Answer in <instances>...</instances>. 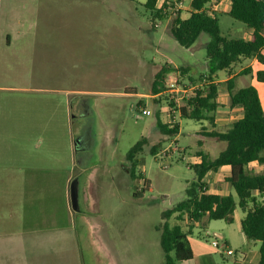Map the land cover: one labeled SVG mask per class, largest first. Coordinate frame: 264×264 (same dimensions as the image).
<instances>
[{"label": "rangeland", "instance_id": "obj_1", "mask_svg": "<svg viewBox=\"0 0 264 264\" xmlns=\"http://www.w3.org/2000/svg\"><path fill=\"white\" fill-rule=\"evenodd\" d=\"M190 1L180 0L182 18L189 15ZM144 2L17 0L13 7L24 22H9V30L14 38L17 32L24 31L26 44L21 47V40H14L9 49L2 47L0 51V69L8 73L1 82L22 88L0 91V131L21 135L12 141L36 144L41 151L56 147L58 153L64 154L71 136L91 126L100 134L101 125L115 137L118 134L123 166L128 150L145 139L141 152L133 159L134 165H129L132 176L122 173L117 213L100 230L103 243L115 244L111 252L113 264H164L159 229L166 221L168 225L176 221L174 215L164 221L162 212L184 199L186 190L195 182L192 166L198 163L196 153L203 151L214 159L225 148L224 142L203 134L210 130L224 132L241 115L239 108L230 107L224 83H218L215 127L208 121L179 119L176 112L178 132L161 133L158 122L169 121V100L181 104L191 92L190 87L203 83L200 77L207 73L208 37L201 34L191 47H181L170 34L174 16L151 21ZM209 7L218 19L222 36L249 38L250 29L224 14L229 8L228 0L210 3ZM11 20L15 21V15ZM163 66L177 71L168 75L162 95H151L150 85ZM244 66H250L252 73L237 77L236 88L255 87L264 108V82H257L254 75L264 71V65L242 59L235 70ZM216 75L221 81L226 78L225 71ZM81 102L88 107L89 115L79 121L75 115L81 112ZM141 108H146L148 115H140ZM249 170L264 173V164H253ZM224 174L210 173L205 178L207 190L235 195L224 181ZM136 192L140 193L138 197H134ZM234 212L231 224L207 217L199 223L187 219L181 222L184 230L190 227L187 244L194 257L176 264H226L236 255H226L224 240L232 249L245 252L239 225L243 213L237 207ZM88 237L82 234L81 243L86 241L96 250V243ZM215 242L217 248L213 247Z\"/></svg>", "mask_w": 264, "mask_h": 264}, {"label": "crops", "instance_id": "obj_2", "mask_svg": "<svg viewBox=\"0 0 264 264\" xmlns=\"http://www.w3.org/2000/svg\"><path fill=\"white\" fill-rule=\"evenodd\" d=\"M15 1L0 0V51L2 47L9 49L14 40H21V47L26 44L24 31L17 32L14 38L9 30V22H24L13 7ZM13 15L15 21L11 20ZM235 67L233 75L237 78L242 69L250 66L239 70ZM6 75L8 73L0 69V91L22 89L2 83ZM228 78L227 73L222 81L216 75L214 82L225 85ZM86 116L78 117V120ZM93 128L86 127L71 136L64 154L58 153L56 147L41 151L36 144H20L12 141L21 136L18 133L0 131V264H85L84 257L87 264H113L111 252L115 250V244L112 241L107 245L103 243L100 230L106 228L117 213L122 173L132 176L129 165H134V157L131 161L126 154L122 166L118 134L115 137L101 125L100 134ZM222 171L224 178L229 175L228 166L214 174ZM72 183L77 188L78 210H73L71 205ZM228 194L232 193L225 195ZM82 234L96 243V250L86 241L81 243ZM243 237L245 252L232 249L229 241L224 240L227 249L236 255L226 264H258L259 242L247 239L244 234Z\"/></svg>", "mask_w": 264, "mask_h": 264}, {"label": "trees", "instance_id": "obj_3", "mask_svg": "<svg viewBox=\"0 0 264 264\" xmlns=\"http://www.w3.org/2000/svg\"><path fill=\"white\" fill-rule=\"evenodd\" d=\"M156 1L145 0L143 3L151 21L174 16L170 34L181 47H191L201 34L208 37L205 44L207 73L200 77L203 83L188 97L184 96L181 104H175L172 98L169 100V121L165 124L158 122L161 133L172 135L178 132V122L172 121V110L178 113L179 119L208 121L215 127L214 115L219 103L218 84L214 80L220 71L229 75L225 85L230 107L241 110V117L232 121L226 131L210 130L203 134L216 142H224L225 148L214 159L203 151L196 153L199 162L192 166L195 182L186 190L184 199L162 212L164 221L173 215L176 221L173 225H168L166 221L159 229L164 264H176L193 258V251L187 244L190 227L184 230L181 222L187 219L191 223H199L203 217H207L231 224L236 207L244 214L240 220L241 231L247 239L259 242L258 264H264V173L249 170L253 163L264 164V109L256 88L248 86L237 89L236 76L233 75V68L241 59H255L264 64V0H228L230 7L226 15L251 30L248 39H228L221 35L218 19L209 7L210 3L221 0H191V11L186 19L181 18V11L175 7V3L180 0H165L161 8L156 7ZM176 71L161 67L150 85L151 95H162L166 90L168 75ZM250 73L252 69L246 67L239 75ZM255 79L259 83L264 82V71H257ZM176 85L179 86V83ZM144 143V138L136 142L127 152V158L132 161L141 152ZM224 166L229 167V175L224 181L235 195L222 196L207 190L205 177ZM144 185L149 187L147 181H144ZM139 195V192L134 194L135 197Z\"/></svg>", "mask_w": 264, "mask_h": 264}, {"label": "built area", "instance_id": "obj_4", "mask_svg": "<svg viewBox=\"0 0 264 264\" xmlns=\"http://www.w3.org/2000/svg\"><path fill=\"white\" fill-rule=\"evenodd\" d=\"M164 2H165V0H161V2H160V0H157V1H156V7H157V8H161ZM213 5H214V4H213ZM175 7H176L177 9H179V8L181 7V2H180V1H179V2H176V3H175ZM195 89H197V86L190 87V88H189V91L192 92V91L195 90ZM183 91H187V88H186V89H183ZM191 92H190V93H191ZM190 93H189V94H190ZM189 94H187V95H185V96L188 97ZM174 103L178 105V103H177L176 100H174ZM139 112H140V115H142V116H146V115H148V110H147L146 108H141V109L139 110ZM175 113H176V111H175V110H172V113H171V114H172V121H174ZM213 247L217 248V247H218V244L215 242V243L213 244ZM225 253H226V255H228V256H233V255H235V252H234L233 250H230V249H227V250L225 251Z\"/></svg>", "mask_w": 264, "mask_h": 264}, {"label": "water", "instance_id": "obj_5", "mask_svg": "<svg viewBox=\"0 0 264 264\" xmlns=\"http://www.w3.org/2000/svg\"><path fill=\"white\" fill-rule=\"evenodd\" d=\"M70 199L73 210H78V194L74 183L70 186Z\"/></svg>", "mask_w": 264, "mask_h": 264}, {"label": "flooded vegetation", "instance_id": "obj_6", "mask_svg": "<svg viewBox=\"0 0 264 264\" xmlns=\"http://www.w3.org/2000/svg\"><path fill=\"white\" fill-rule=\"evenodd\" d=\"M79 106L81 108V112L79 114L75 115V117H84V116H86L89 113L88 107L85 105L84 102H81Z\"/></svg>", "mask_w": 264, "mask_h": 264}]
</instances>
